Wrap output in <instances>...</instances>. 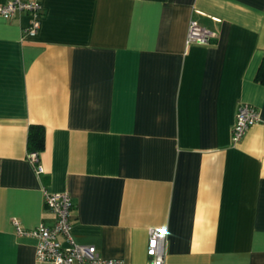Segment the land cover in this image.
Here are the masks:
<instances>
[{
	"label": "crops",
	"instance_id": "1",
	"mask_svg": "<svg viewBox=\"0 0 264 264\" xmlns=\"http://www.w3.org/2000/svg\"><path fill=\"white\" fill-rule=\"evenodd\" d=\"M38 1L34 35L0 15V264H49L13 224L53 225L44 190L103 257L145 264L154 226L164 264H264V0ZM191 20L211 42L186 44ZM240 103L260 119L233 142Z\"/></svg>",
	"mask_w": 264,
	"mask_h": 264
},
{
	"label": "built area",
	"instance_id": "2",
	"mask_svg": "<svg viewBox=\"0 0 264 264\" xmlns=\"http://www.w3.org/2000/svg\"><path fill=\"white\" fill-rule=\"evenodd\" d=\"M18 13L29 16V24L24 29L25 34L34 35L41 23L43 6L38 0H5L0 4V15L6 19ZM215 37V32L201 26L196 20H191L185 42L186 44H207ZM260 119L259 110L247 103H240L236 109L234 123L231 129L233 142L240 141L247 130ZM28 158L33 164L36 174L43 172L39 162L38 152L29 151ZM45 206L54 214L53 225L43 223L31 229H25L13 220L15 231L19 235L36 238L35 258L38 262L49 264H124L121 259L106 258L90 244H80L74 241L71 234V211L73 201L67 192H48L44 190ZM147 259L145 264H164L167 232L165 227L150 226L147 228Z\"/></svg>",
	"mask_w": 264,
	"mask_h": 264
},
{
	"label": "trees",
	"instance_id": "3",
	"mask_svg": "<svg viewBox=\"0 0 264 264\" xmlns=\"http://www.w3.org/2000/svg\"><path fill=\"white\" fill-rule=\"evenodd\" d=\"M256 79L264 83V58H262L256 73ZM45 146V132L40 125H31L28 129L27 148L28 151H41Z\"/></svg>",
	"mask_w": 264,
	"mask_h": 264
}]
</instances>
